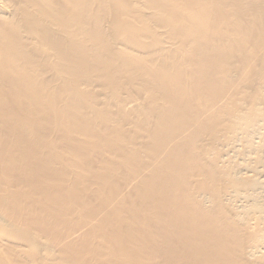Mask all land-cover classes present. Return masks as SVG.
<instances>
[{
    "label": "bare ground",
    "instance_id": "1",
    "mask_svg": "<svg viewBox=\"0 0 264 264\" xmlns=\"http://www.w3.org/2000/svg\"><path fill=\"white\" fill-rule=\"evenodd\" d=\"M0 264H264V0H0Z\"/></svg>",
    "mask_w": 264,
    "mask_h": 264
},
{
    "label": "rangeland",
    "instance_id": "2",
    "mask_svg": "<svg viewBox=\"0 0 264 264\" xmlns=\"http://www.w3.org/2000/svg\"><path fill=\"white\" fill-rule=\"evenodd\" d=\"M137 99H138V98H137ZM138 101H139V99H138ZM140 101H141V98H140ZM140 101H139V102H140ZM136 102H137V101H136ZM137 103H138V102H137Z\"/></svg>",
    "mask_w": 264,
    "mask_h": 264
}]
</instances>
